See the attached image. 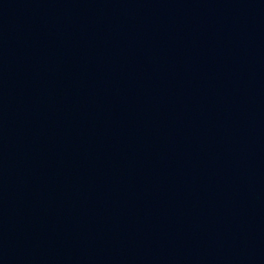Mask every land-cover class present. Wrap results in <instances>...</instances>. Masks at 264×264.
I'll list each match as a JSON object with an SVG mask.
<instances>
[{
  "label": "water",
  "instance_id": "obj_1",
  "mask_svg": "<svg viewBox=\"0 0 264 264\" xmlns=\"http://www.w3.org/2000/svg\"><path fill=\"white\" fill-rule=\"evenodd\" d=\"M0 264H264V0H0Z\"/></svg>",
  "mask_w": 264,
  "mask_h": 264
}]
</instances>
